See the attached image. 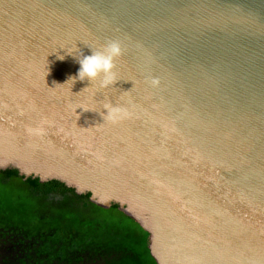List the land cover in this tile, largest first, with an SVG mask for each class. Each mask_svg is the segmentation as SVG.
<instances>
[{"label":"water","instance_id":"1","mask_svg":"<svg viewBox=\"0 0 264 264\" xmlns=\"http://www.w3.org/2000/svg\"><path fill=\"white\" fill-rule=\"evenodd\" d=\"M109 40L118 81L67 82ZM7 170L116 205L155 264H264V0H0Z\"/></svg>","mask_w":264,"mask_h":264},{"label":"trees","instance_id":"2","mask_svg":"<svg viewBox=\"0 0 264 264\" xmlns=\"http://www.w3.org/2000/svg\"><path fill=\"white\" fill-rule=\"evenodd\" d=\"M0 264H155L148 234L56 181L0 172Z\"/></svg>","mask_w":264,"mask_h":264},{"label":"clouds","instance_id":"3","mask_svg":"<svg viewBox=\"0 0 264 264\" xmlns=\"http://www.w3.org/2000/svg\"><path fill=\"white\" fill-rule=\"evenodd\" d=\"M125 52L126 48L122 46L120 40H109L98 49H91V55L85 56L83 53H80L76 57L80 65L78 73L76 76L69 77L67 82L71 81L72 85H74L77 80L84 81L87 79L91 85L99 81L101 88L113 86L118 81L116 61ZM58 59L63 60L64 57L59 56ZM150 84L152 87H158L160 84L159 78H151ZM103 109L106 110V114L104 111L99 112V114L105 122L111 124H118L132 116V113L127 108L120 105H113L110 101L103 105Z\"/></svg>","mask_w":264,"mask_h":264}]
</instances>
